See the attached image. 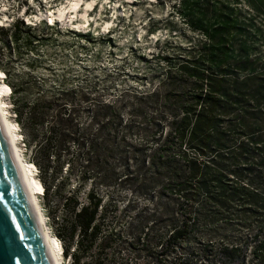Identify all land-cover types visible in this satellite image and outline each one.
Segmentation results:
<instances>
[{
  "label": "trees",
  "instance_id": "16d2710c",
  "mask_svg": "<svg viewBox=\"0 0 264 264\" xmlns=\"http://www.w3.org/2000/svg\"><path fill=\"white\" fill-rule=\"evenodd\" d=\"M182 6L202 40L179 54L158 51L157 84L144 90L101 86L85 73L27 95L31 73L50 67L42 47L61 28L0 21L2 81L42 199L54 194L65 209L55 234L69 243L77 235L75 262L95 246L92 264H127L122 253L129 264H264V59L238 40L244 27L225 3ZM13 59L24 61L25 79L12 80ZM127 185L148 201L127 229L107 233L111 203L96 190Z\"/></svg>",
  "mask_w": 264,
  "mask_h": 264
},
{
  "label": "rangeland",
  "instance_id": "374dc122",
  "mask_svg": "<svg viewBox=\"0 0 264 264\" xmlns=\"http://www.w3.org/2000/svg\"><path fill=\"white\" fill-rule=\"evenodd\" d=\"M182 1L0 0V21L7 26L12 18L16 17L27 22L44 19L47 24L57 22L61 28L59 33L54 34L56 44L42 47L43 61L50 67L45 65L46 68L39 67L31 73L37 87L27 89V95L37 93V88L42 91L48 90V86L52 87L53 83L60 84L61 80L64 84H69L85 73L89 78H100L101 86H130L144 90L151 89L157 84L156 76L161 67L156 57L158 51L179 54L190 43L202 40L201 33L192 30L186 16L180 12L184 8ZM213 2L218 5L217 7L224 3L228 5L229 13L235 22L244 27V34L238 37V40L243 42L247 38L251 54L264 59V0H213ZM64 27L74 31L90 32L93 38L91 41L79 39L66 33ZM238 44L236 49H239ZM13 60L12 80L25 79L24 61ZM49 61L51 64L47 63ZM2 76L0 70V81L4 83ZM9 90L3 96V100L6 101V106L8 105L10 119L15 121L8 96ZM14 132L18 139V147L37 178L34 164L28 161L30 154L23 143L16 121ZM69 180L76 181L77 176L73 175ZM37 185L39 207L47 228L53 235L61 228V224H66L63 220L66 215L65 209L58 206L54 194L48 197L47 202L43 200L42 184L38 178ZM88 187L87 185L77 193L79 200L85 201ZM64 191H68V188ZM96 191L103 198L105 205L111 203L110 206L103 207L105 214L101 227L107 233L127 229L133 215L148 201L129 185L97 188ZM57 244L60 250L58 240ZM113 252L111 249L110 255ZM139 261L142 263L143 260Z\"/></svg>",
  "mask_w": 264,
  "mask_h": 264
},
{
  "label": "water",
  "instance_id": "95a60500",
  "mask_svg": "<svg viewBox=\"0 0 264 264\" xmlns=\"http://www.w3.org/2000/svg\"><path fill=\"white\" fill-rule=\"evenodd\" d=\"M0 264H54L40 215L0 118Z\"/></svg>",
  "mask_w": 264,
  "mask_h": 264
},
{
  "label": "bare ground",
  "instance_id": "6f19581e",
  "mask_svg": "<svg viewBox=\"0 0 264 264\" xmlns=\"http://www.w3.org/2000/svg\"><path fill=\"white\" fill-rule=\"evenodd\" d=\"M8 88L7 86L0 81V118L4 124V127L6 129L8 138L10 142L12 143L18 157V165L21 169V172L23 174V177L25 179V182L27 184V187L29 189V192L32 197L33 204L36 208L37 213L40 215L41 220V227L44 234V237L46 239V242L48 244L49 251L51 253V256L53 258L54 264H62V256H61V247L59 250L57 240L54 238V236L50 233V231L47 228L46 222L44 220V216L42 214V211L40 210L38 199H37V178L35 177L29 163L24 159V156L22 154V151L19 149L17 144V137L14 132L15 127V121L11 120L9 117V113L6 106V101L3 100V96L7 94ZM59 242V241H58ZM60 246V243H59Z\"/></svg>",
  "mask_w": 264,
  "mask_h": 264
},
{
  "label": "built area",
  "instance_id": "2783aa9c",
  "mask_svg": "<svg viewBox=\"0 0 264 264\" xmlns=\"http://www.w3.org/2000/svg\"><path fill=\"white\" fill-rule=\"evenodd\" d=\"M78 230V229H77ZM55 237L58 239L59 243H60V247H61V256H62V264H92L93 258H92V254L95 251V246H93L92 251H89L85 254H81L80 258L78 261H74V256L76 254L79 255V249L77 248V235L74 236L73 240L71 243L68 242L67 239L63 240L59 237L56 236L55 232H54ZM68 247V251L67 254H64V248ZM110 250L111 247H109L108 249H106L105 251L106 256L110 257ZM122 256L126 259L125 263L129 264V258H126V256H124V254L122 253ZM128 259V260H127Z\"/></svg>",
  "mask_w": 264,
  "mask_h": 264
}]
</instances>
